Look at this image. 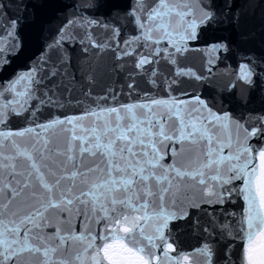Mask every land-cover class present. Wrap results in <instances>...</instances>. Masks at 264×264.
<instances>
[{"label":"snow or ice","instance_id":"snow-or-ice-1","mask_svg":"<svg viewBox=\"0 0 264 264\" xmlns=\"http://www.w3.org/2000/svg\"><path fill=\"white\" fill-rule=\"evenodd\" d=\"M49 7L0 0L12 29L0 47V264H264V0L73 4L87 15L65 16L58 39L14 68ZM257 9L258 39L242 24ZM236 29L247 47L217 35ZM201 45L242 54L259 109L197 91L208 77L184 62ZM99 50L117 80L89 74L72 95Z\"/></svg>","mask_w":264,"mask_h":264},{"label":"water","instance_id":"water-1","mask_svg":"<svg viewBox=\"0 0 264 264\" xmlns=\"http://www.w3.org/2000/svg\"><path fill=\"white\" fill-rule=\"evenodd\" d=\"M89 2L90 0H48L50 7L43 18V33L37 38L34 31L31 29L28 30L31 37L29 46L26 48L25 52L13 62V67L27 66L31 63V60L38 57L40 55L41 46L45 42V38H47V42L49 43L58 39L57 29L66 23L64 19L65 16L71 18L74 15H87V13L78 12L71 7V5H85ZM119 2L126 4L129 0H119ZM131 2H135V0H131ZM247 2L248 0H236V3L241 7H244ZM65 5H69V7H65ZM15 11L16 10L13 9V14H15ZM242 24L245 30H254L258 39L261 25L260 10L257 9L255 15L249 13V15L242 20ZM11 31L12 29L8 27L7 19L0 17V47L10 42L8 33ZM77 31L82 32L79 28H77ZM125 31H127V29H125ZM93 34L98 42L104 43L105 36L101 30L97 29ZM217 35H230L231 38L236 41L239 48L247 47V45L241 41L240 29L217 33ZM200 49L201 50L191 52L184 63L189 67L204 71V74L208 77V80H206L203 86L199 87L197 91H202L204 98L207 99L210 104L215 105L217 108L234 110L238 114H247L249 110L253 108L259 109L261 107L262 97L260 92L250 91L245 87L240 78L239 64L242 62V54L237 49H234L232 53L227 55L223 52H213L210 47L204 48L203 45L200 46ZM76 51H79L78 44L76 45ZM210 61L211 63H209ZM75 62L74 56L73 63L75 64ZM113 68H115V65L112 63L111 54L105 50H99L98 54L89 57L88 62L84 64L83 75L77 72V75L81 78L70 85L73 88L72 95H79V89L85 82L84 78L89 74L96 75L101 83L109 79V75H107L106 72L110 73L112 80H117L118 74L111 71ZM208 68H211L210 73L205 71ZM72 71H76V69L74 68ZM173 71H175V69H173ZM6 75L7 73H0V78H4ZM122 76L123 74H120L121 79ZM118 86L119 83H117V87ZM181 239L183 240L186 250H190V246L196 245L195 235L186 238L182 237Z\"/></svg>","mask_w":264,"mask_h":264}]
</instances>
